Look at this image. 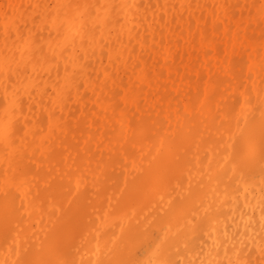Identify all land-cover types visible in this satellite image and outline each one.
Masks as SVG:
<instances>
[{
	"label": "bare ground",
	"instance_id": "6f19581e",
	"mask_svg": "<svg viewBox=\"0 0 264 264\" xmlns=\"http://www.w3.org/2000/svg\"><path fill=\"white\" fill-rule=\"evenodd\" d=\"M0 264H264V0H0Z\"/></svg>",
	"mask_w": 264,
	"mask_h": 264
}]
</instances>
